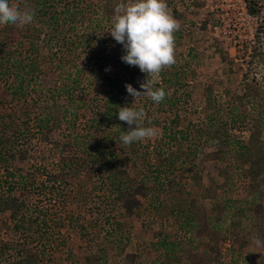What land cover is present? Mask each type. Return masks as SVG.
<instances>
[{
  "label": "rangeland",
  "instance_id": "374dc122",
  "mask_svg": "<svg viewBox=\"0 0 264 264\" xmlns=\"http://www.w3.org/2000/svg\"><path fill=\"white\" fill-rule=\"evenodd\" d=\"M17 2L24 8L32 0ZM248 2L257 11L252 18L239 0H167L180 22L174 64L184 83L171 94L182 95L185 104L173 111L144 108V126L159 133L142 141L144 163L141 155L128 166L132 181H146L141 207L129 215L107 202L98 179L73 186L74 195L86 198L82 203L37 187L30 209L40 222L31 242L15 233L8 215H0V264H99L100 255L109 257L100 264L130 263L131 255L137 256L134 264H181L172 254L188 264L194 237L184 231L190 232L185 222L191 211L211 216L215 240L223 242L218 264H264L257 247L264 213L257 219L254 204L264 181L249 177V164L239 154L240 142H247L264 155V0ZM175 116L184 131L173 140Z\"/></svg>",
  "mask_w": 264,
  "mask_h": 264
},
{
  "label": "trees",
  "instance_id": "16d2710c",
  "mask_svg": "<svg viewBox=\"0 0 264 264\" xmlns=\"http://www.w3.org/2000/svg\"><path fill=\"white\" fill-rule=\"evenodd\" d=\"M121 2L32 0L27 5L35 11L31 24L0 25V215H8L15 222V233L27 243L33 239L34 225L40 222V214L30 209L31 192L37 187H45L47 193L67 202L75 196L82 203L86 198L74 195L73 186L98 179L107 202L119 204L133 215L141 207L139 197L148 195V190L144 178L132 181L128 166L141 155L144 163L147 153L141 149L143 140L131 145L122 143L120 135L128 131L129 125L119 120L118 110L133 104L136 109L173 111L184 107V97L171 94V89L184 86L182 69L177 64L165 68L155 85L165 89L161 103L147 96L135 101L128 94L126 84L144 91L140 84L147 81V74L121 59L126 50L109 32L114 10ZM249 11L257 14L251 5ZM216 119L210 120L211 130ZM183 122L180 116L172 119L169 131L173 140L183 133ZM240 145L239 154L249 164V177L264 181L263 150L247 142ZM156 179L160 181L159 174ZM262 185L253 202L258 203L257 219L264 213V182ZM225 217L218 215L217 222ZM210 219L195 211L187 214L185 227L190 232H184H192L194 237L188 255L191 264H218L223 242L215 240L218 233ZM258 229L257 247L263 253V224ZM206 235L211 242L200 252L198 239ZM24 248L30 251L32 247ZM108 259L100 255L98 262ZM136 259L131 255L130 263L125 264H134Z\"/></svg>",
  "mask_w": 264,
  "mask_h": 264
},
{
  "label": "clouds",
  "instance_id": "9594fccd",
  "mask_svg": "<svg viewBox=\"0 0 264 264\" xmlns=\"http://www.w3.org/2000/svg\"><path fill=\"white\" fill-rule=\"evenodd\" d=\"M114 13L109 32L126 50L121 59L131 66H138L141 72L147 74V81L140 84L144 91L126 84L128 94L135 101L147 96L156 104L161 103L166 92L163 87L157 88L155 85L160 80L161 72L175 63L174 33L180 29V22L171 14L167 0H129L128 3L122 0ZM34 17L35 11L22 8L17 0H0V25L23 27L31 24ZM133 105L118 110L119 120L129 125L128 131H122L120 135L124 145L155 138L159 133L155 126H144L147 116L145 109H136Z\"/></svg>",
  "mask_w": 264,
  "mask_h": 264
},
{
  "label": "crops",
  "instance_id": "0c3cea01",
  "mask_svg": "<svg viewBox=\"0 0 264 264\" xmlns=\"http://www.w3.org/2000/svg\"><path fill=\"white\" fill-rule=\"evenodd\" d=\"M210 236H203V237H201L200 239H198V243L197 244H199V250H200V252H204L205 250H206V248H207V246H208V244L211 242V237L209 238ZM207 239V240H206ZM209 240V241H208ZM174 248V247H173ZM191 248V247H190ZM190 248H189V250H190ZM166 255V254H165ZM188 255H189V251H188ZM169 256V255H168ZM170 256H171V254H170ZM171 257H173L175 260H177L179 263H181V264H183L182 263V259L181 258H178V257H176V254H175V256H173V254H172V256ZM187 258H188V261H189V263L188 264H191V261H190V259H189V256H187ZM136 261H137V259H136Z\"/></svg>",
  "mask_w": 264,
  "mask_h": 264
},
{
  "label": "built area",
  "instance_id": "2783aa9c",
  "mask_svg": "<svg viewBox=\"0 0 264 264\" xmlns=\"http://www.w3.org/2000/svg\"><path fill=\"white\" fill-rule=\"evenodd\" d=\"M240 4L242 5L244 13L249 17L252 18V14L249 11V2L248 0H239ZM187 234V233H186ZM188 235V234H187ZM190 237V235H189Z\"/></svg>",
  "mask_w": 264,
  "mask_h": 264
}]
</instances>
